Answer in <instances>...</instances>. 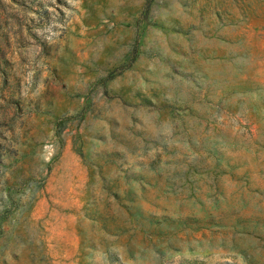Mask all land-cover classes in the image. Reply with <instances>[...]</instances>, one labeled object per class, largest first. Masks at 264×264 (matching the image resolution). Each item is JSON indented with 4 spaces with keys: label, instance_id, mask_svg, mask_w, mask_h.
<instances>
[{
    "label": "rangeland",
    "instance_id": "374dc122",
    "mask_svg": "<svg viewBox=\"0 0 264 264\" xmlns=\"http://www.w3.org/2000/svg\"><path fill=\"white\" fill-rule=\"evenodd\" d=\"M0 264H264V0H0Z\"/></svg>",
    "mask_w": 264,
    "mask_h": 264
}]
</instances>
